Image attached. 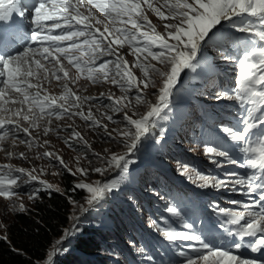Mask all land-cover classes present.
I'll return each instance as SVG.
<instances>
[{"label": "snow or ice", "instance_id": "obj_1", "mask_svg": "<svg viewBox=\"0 0 264 264\" xmlns=\"http://www.w3.org/2000/svg\"><path fill=\"white\" fill-rule=\"evenodd\" d=\"M217 58L236 75L213 83L211 98L230 103L220 109L225 122L202 139L211 170L177 161L194 198L190 207L165 204L159 222L149 217L163 242L144 264H264V0H0V199L24 212V196L62 191L43 177L65 173L71 191L84 193L68 197L72 224L42 264H55L77 222L129 186L136 154L165 139L185 94L204 95L199 86ZM82 128L115 147L97 151ZM65 148L74 154L67 160ZM225 193L243 199L222 204Z\"/></svg>", "mask_w": 264, "mask_h": 264}, {"label": "rangeland", "instance_id": "obj_2", "mask_svg": "<svg viewBox=\"0 0 264 264\" xmlns=\"http://www.w3.org/2000/svg\"><path fill=\"white\" fill-rule=\"evenodd\" d=\"M213 55L215 56L216 54L213 53ZM215 64V72L203 86H199L200 92H203L204 95L188 93L183 96L178 106L173 110L174 119L164 123L165 139L160 144H153L136 154L134 158L137 163L132 165L134 171L129 186L122 188L116 194L115 199L111 203L105 204L101 210L88 214L77 222L76 231L62 245L67 251H62L56 257L55 264L66 254L72 255L75 264L84 263L79 260H87V264H144V255L153 254L156 251L159 244L163 241L158 237L157 233L149 228L148 219L151 216L159 222V216L163 212L165 204L175 202L179 205V200L173 201L169 199L171 192L165 188V185L168 183L175 190H178V196L183 190L188 192V188L192 186L179 175L177 161L193 164L199 168L202 167L205 171L211 170L203 153L201 124L208 121L212 127H217L218 125L215 126L216 124L225 122L218 117L222 105L230 102H217L211 98V96L215 95L213 83L217 86L224 85L226 82L233 83L236 75L234 63L225 62L217 58ZM106 89L107 86L104 88L89 87V94H97ZM50 91L58 92V89L53 85ZM112 91L115 92L116 89L113 88ZM140 110L143 111V108ZM77 123L80 122L77 121ZM82 130L89 141H94L92 146L97 151L105 147H115L111 143H104L98 138H94L93 134L86 129L82 128ZM155 131L159 132V129ZM52 142L57 148L63 147L62 143L54 137ZM24 150L23 146L15 149L17 152ZM64 152L66 160L69 156L74 155L69 153L66 148ZM0 155V163L6 162L3 153H0ZM11 162L18 166H29L26 162L22 163L20 160ZM43 178L51 183L58 184L62 192L65 191L62 175H47ZM92 178L96 177L93 176ZM184 186L188 188L186 189ZM21 194L23 195V192ZM130 196L132 197L131 200L129 199ZM161 197H164V199H161ZM37 200L34 202L29 201L24 196L23 203L26 206V211L33 208ZM81 200L82 198L77 201ZM19 202L17 201L16 203L18 204ZM16 212L18 211L11 210L9 202L0 199V222L6 226L0 228L1 236L6 235L8 238L10 232L9 224ZM71 224L72 221L70 226ZM85 226L108 229L109 233L104 239L101 238V234L95 235L96 239H102L104 242H102L103 248L96 250L94 253L81 252L75 246L78 237L90 234V232L84 230ZM174 226L178 227V224ZM142 232L155 240L153 241L155 243H152L154 250L151 251L146 246L144 254L137 252L129 243L134 241L137 246L146 245L139 239V235ZM58 239L60 237L56 240Z\"/></svg>", "mask_w": 264, "mask_h": 264}, {"label": "trees", "instance_id": "obj_3", "mask_svg": "<svg viewBox=\"0 0 264 264\" xmlns=\"http://www.w3.org/2000/svg\"><path fill=\"white\" fill-rule=\"evenodd\" d=\"M62 178L64 192H53L51 195L41 193L33 208L13 215L9 224L8 239L0 240V264H42L45 253L51 249L56 239L61 237L63 229L70 226L72 205L68 197L80 200L84 193L79 190L71 191L74 182L72 176L65 173ZM165 188L172 190L168 183ZM84 230L90 234L76 240L75 246L79 251L94 253L103 248L102 239L109 233L108 229L85 226ZM96 234H101L102 239H96ZM140 240L147 243L149 239L142 232ZM71 257L72 255L66 254L56 264H75L74 258ZM79 261L87 264V260Z\"/></svg>", "mask_w": 264, "mask_h": 264}, {"label": "bare ground", "instance_id": "obj_4", "mask_svg": "<svg viewBox=\"0 0 264 264\" xmlns=\"http://www.w3.org/2000/svg\"><path fill=\"white\" fill-rule=\"evenodd\" d=\"M1 156V155H0Z\"/></svg>", "mask_w": 264, "mask_h": 264}]
</instances>
